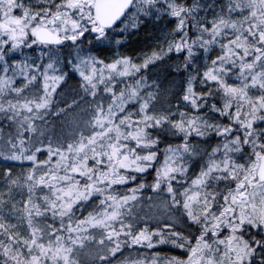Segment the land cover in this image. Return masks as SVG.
<instances>
[{
    "label": "snow or ice",
    "instance_id": "1",
    "mask_svg": "<svg viewBox=\"0 0 264 264\" xmlns=\"http://www.w3.org/2000/svg\"><path fill=\"white\" fill-rule=\"evenodd\" d=\"M0 264H264V0H0Z\"/></svg>",
    "mask_w": 264,
    "mask_h": 264
}]
</instances>
